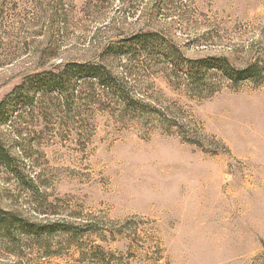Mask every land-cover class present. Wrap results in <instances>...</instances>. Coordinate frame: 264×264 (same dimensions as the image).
Masks as SVG:
<instances>
[{"label": "rangeland", "instance_id": "1", "mask_svg": "<svg viewBox=\"0 0 264 264\" xmlns=\"http://www.w3.org/2000/svg\"><path fill=\"white\" fill-rule=\"evenodd\" d=\"M140 32L243 68L264 60V0H0V101L29 75L96 62L157 111L1 126L20 174L0 166L1 208L77 234L0 239V264H264V85L199 96L160 65L127 73L104 52Z\"/></svg>", "mask_w": 264, "mask_h": 264}, {"label": "trees", "instance_id": "2", "mask_svg": "<svg viewBox=\"0 0 264 264\" xmlns=\"http://www.w3.org/2000/svg\"><path fill=\"white\" fill-rule=\"evenodd\" d=\"M107 57L119 59L127 73L138 65L147 69L155 65L186 85L199 96L212 94L222 81L239 85L251 82L264 85V60H257L243 68L236 67L226 57L187 58L170 39L158 32H140L110 44ZM136 65V66H135ZM127 77V75H126ZM127 87L122 77L103 63L70 61L52 70L25 77L22 83L0 101V127L17 124L22 118L40 112L43 120L69 118L88 112L99 105H116L136 117L155 115V108L140 99ZM102 98L106 102L102 103ZM57 115V116H56ZM161 116V115H159ZM19 136V131L15 133ZM16 158L0 140V166L15 168ZM12 172L20 175L15 168ZM77 228L67 222H32L0 206V239L9 244L18 239L50 241L57 236L75 238Z\"/></svg>", "mask_w": 264, "mask_h": 264}]
</instances>
